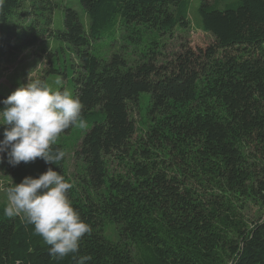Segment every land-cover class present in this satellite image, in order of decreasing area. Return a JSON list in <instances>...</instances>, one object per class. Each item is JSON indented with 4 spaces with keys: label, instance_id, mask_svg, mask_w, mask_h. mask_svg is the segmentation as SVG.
Returning <instances> with one entry per match:
<instances>
[{
    "label": "trees",
    "instance_id": "trees-1",
    "mask_svg": "<svg viewBox=\"0 0 264 264\" xmlns=\"http://www.w3.org/2000/svg\"><path fill=\"white\" fill-rule=\"evenodd\" d=\"M221 1L198 5L211 43L183 44L167 60L154 46L131 62L96 54L94 43L121 23L137 29L135 42L141 26L161 35L187 28L191 0H81L88 30L66 5L55 29L58 0H2L0 76L47 36L70 44L87 130L75 150L79 181L67 155L60 166L37 158L13 167L5 153L0 173L11 185L60 171L92 231L78 253L54 259L34 225L0 217V264H77L85 255L86 264H264V0ZM143 95L147 128L135 138L131 109ZM54 147L66 150L59 140Z\"/></svg>",
    "mask_w": 264,
    "mask_h": 264
},
{
    "label": "clouds",
    "instance_id": "clouds-1",
    "mask_svg": "<svg viewBox=\"0 0 264 264\" xmlns=\"http://www.w3.org/2000/svg\"><path fill=\"white\" fill-rule=\"evenodd\" d=\"M0 103L4 106L0 108V162L6 153L7 162L13 167L37 158L60 166L67 153L54 147L58 139L74 125L86 126L80 98L42 80L22 84ZM71 188L60 171L49 167L38 177L25 176L21 182L3 189L7 199L4 215L21 216L34 225V231L49 246V255L54 259L78 253L82 238L92 231L72 205ZM90 259L81 256L77 264H86Z\"/></svg>",
    "mask_w": 264,
    "mask_h": 264
},
{
    "label": "rangeland",
    "instance_id": "rangeland-1",
    "mask_svg": "<svg viewBox=\"0 0 264 264\" xmlns=\"http://www.w3.org/2000/svg\"><path fill=\"white\" fill-rule=\"evenodd\" d=\"M190 25L187 28H177L172 34L161 35L153 27L141 26L137 35H141L139 42H135L137 29L132 25L119 24L112 31L106 33L104 37L94 43V51L102 57H109L114 51L121 52L131 62H134L141 55V51L158 46L160 59H169L179 51L183 44H189L193 48L205 47L213 40V35L206 32L201 23L198 12L200 0H191ZM217 0H210L215 2ZM60 6L55 10L53 27L55 29L64 28V5L74 8L80 16L81 22L88 30L90 20L87 10L82 5L81 0H58ZM225 2L221 1V6ZM53 52V55H48ZM77 56L72 46L62 40L45 37L29 50L23 51L13 61L4 65V70L0 76V92L8 93L22 84L31 80H42L51 85L54 89H67L74 95L73 73L77 67ZM53 68L60 71L51 70ZM57 81L59 83H57ZM145 100L146 96H141V104L133 105L131 115L137 124V133L134 136H145ZM3 130V126H0ZM87 128L76 125L69 134H62L58 139L66 146L68 173L70 177L79 181L83 175L84 164L81 159L75 156L77 143L85 134ZM117 167L113 165L112 168ZM118 168L117 170H119ZM11 182L9 174L0 173V217L10 218L3 213L7 204L6 193L3 191ZM109 233L116 238L112 230Z\"/></svg>",
    "mask_w": 264,
    "mask_h": 264
}]
</instances>
